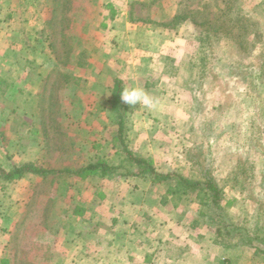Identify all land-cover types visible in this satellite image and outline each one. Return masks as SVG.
Returning a JSON list of instances; mask_svg holds the SVG:
<instances>
[{
	"label": "rangeland",
	"instance_id": "obj_1",
	"mask_svg": "<svg viewBox=\"0 0 264 264\" xmlns=\"http://www.w3.org/2000/svg\"><path fill=\"white\" fill-rule=\"evenodd\" d=\"M204 2L209 4L206 6L209 18L225 5L222 0H174L173 4L161 3V8L169 14L173 9L184 13ZM234 3L238 13L248 14L264 30V0H235ZM151 7L154 6H136V12L144 17ZM70 9V4L65 2L63 20L47 22L51 33L41 42L42 51L30 54L29 59L37 62L34 64L38 65L37 69L41 67V73L45 71L47 75L41 87L38 86L41 94L34 95L32 100L15 101L14 110L10 109V102L0 100V165L11 169L32 162L51 170L45 176L31 173L12 183L8 191L0 189V264H62L50 253L49 246L54 243L49 229L71 222V218L84 224L91 217L94 221L106 220L116 213L117 209L113 208L122 204L118 196L121 190L129 189L135 183L134 177L139 176L122 175L124 168L81 177L68 174L67 170L98 161L118 166L124 160L122 144L117 139L120 120L128 148L152 159L159 170L197 178L201 174L197 162H211L212 175L224 193L223 208L228 221L239 226L243 234L261 236L264 240V175L261 172L264 154L252 155L245 146L239 147L244 139L239 130L236 134L219 135L223 122L242 123L250 116L249 112L237 110L244 101L242 94L248 91L244 69L247 64L257 63L264 47L258 43L248 55L238 43L224 40L215 46L217 53L214 54L212 47L209 49L210 65L221 56L229 64H241L239 67L243 70L238 75H227L219 73V68L211 69L199 79V68L190 66V61L196 60L197 47L192 55L173 52V45L181 39L178 38L160 51L159 40L152 35L145 36L141 29L136 32L138 36L120 38L112 34L114 29L118 31L113 26L109 37L94 38L93 52L85 50L86 42H91L86 37L80 38L84 45L80 43L79 49L84 51L75 52L76 38L69 35L71 21L65 16ZM109 11L111 14V7ZM169 22L170 18L155 21L153 25ZM189 24L172 22L164 27L185 30L190 47L195 44L191 41L199 29ZM119 28L126 30L125 25ZM115 80L120 81L118 92H115ZM136 86L159 100L157 110L139 104L129 106L121 100L120 92L125 87ZM11 118L13 123L8 125ZM260 119L263 130L264 117ZM210 121L218 126L217 130L213 126L216 139L209 144L204 129ZM257 141V146H261L260 140ZM139 179L156 190H167L169 186ZM150 198L148 193L143 199L147 202ZM171 198L179 206L176 216L184 214L183 220L191 226L193 237L204 241L202 250L193 243L191 251L208 258L218 248L214 264L220 258H230L232 264H264V241L255 239L252 245H246L244 239L232 235L230 242L238 245L222 248L212 241L218 221L214 212L201 206L194 193L182 199ZM42 226L48 229V234H44V229L40 231ZM42 242L48 244L47 256L42 253Z\"/></svg>",
	"mask_w": 264,
	"mask_h": 264
},
{
	"label": "crops",
	"instance_id": "obj_2",
	"mask_svg": "<svg viewBox=\"0 0 264 264\" xmlns=\"http://www.w3.org/2000/svg\"><path fill=\"white\" fill-rule=\"evenodd\" d=\"M159 1L0 0V100L10 102V109L14 110L15 101L32 100L34 95L41 94L38 86L44 83L47 75L45 71L41 73V67L37 69L38 65H34L37 62H33L29 57L33 52L42 51L41 42H45L47 34L51 33L47 22L63 20L65 2L69 3L71 8L65 16L71 21L69 35L76 38L78 47L74 49L75 52L84 51L79 49L82 37H86L87 41L91 38L90 44L86 42L85 50L93 52L94 38L109 37L110 29L114 26L118 31L114 29L112 34H117L120 38L138 36L137 30H144L145 36L152 35L159 40L160 51L170 47L173 40L181 38L173 45V52L192 55L196 43L188 47L185 30L181 32L174 28L167 29L164 27L165 23L153 25L155 21L160 22L168 18L172 21L178 14L176 9L169 14L161 8V3L170 1L173 4L174 0H161V3ZM148 5L154 7H151L152 9L144 17L139 16L136 6ZM110 7L111 14L110 11L108 12ZM105 22L114 25L108 26ZM189 23L187 21L186 26H189ZM124 25L126 30L119 28ZM35 37H38L37 41ZM83 45L81 43V46ZM136 45L139 46L138 43ZM31 86L37 87L35 89H38V92ZM11 119L12 121L7 122L8 125H12L14 118ZM134 178L135 183L129 186V189L125 192L121 190L118 196L122 204L113 208L114 211L117 209L116 213L111 214L108 219L94 221L91 217L92 220L82 224L74 222L71 218V222L65 221L49 229L51 235L49 237L54 243L49 246L50 253L53 252L57 262L62 264H214L219 252L218 248H214L208 254V258L207 255L201 258L200 254L191 251L193 243L202 250L201 246H205L204 241L193 237L195 234L191 226L183 220L184 214L176 216L179 206L173 204L171 195L166 193L167 190H156L139 177ZM148 193L151 198L146 202L143 198ZM97 212L100 213L99 210ZM41 229H44V234H48L49 231L45 226H42L40 231ZM47 245L46 242L40 243V247L43 248L42 253L46 256ZM203 250L205 251V247Z\"/></svg>",
	"mask_w": 264,
	"mask_h": 264
},
{
	"label": "trees",
	"instance_id": "obj_3",
	"mask_svg": "<svg viewBox=\"0 0 264 264\" xmlns=\"http://www.w3.org/2000/svg\"><path fill=\"white\" fill-rule=\"evenodd\" d=\"M222 1L225 4L224 8H221L219 13L215 14L213 18L207 16L206 6L209 4L204 2L200 4L201 6L198 4L197 7L200 6L198 8H190L184 13L179 12L172 21L166 24L172 25V22L183 23L189 21L199 29L198 34L194 37L192 42L196 43L197 47V54H195L196 60L193 58L190 61L191 67L197 66L199 68V79H203L205 74L211 69L219 68V73L227 75H232V73L238 75L239 72L243 70V68L239 67L241 64L238 66H235L233 63L229 64L223 61L221 56L213 65L214 67L210 65L212 56L210 55L211 53H209V49L212 47L214 54L217 53L216 49H214L215 46L220 45L224 40H230L236 44L238 43V46H240L245 54L250 53L252 47L258 46V43L261 47H264V30L260 29V24L255 22L248 14L238 13L237 8H235V0ZM245 67L247 68L244 69L247 75L244 79L248 83V91L242 94V96H244V101L240 102L237 106V110L240 113L243 111L249 112L250 116L245 121H242V123H238L234 120L231 122H223L222 127L220 126L219 135L222 133L229 134L228 132L236 134L237 130H239L241 133L240 136L244 137L242 142L239 141V147L242 145L245 146L246 149L251 151L252 155L258 152L264 154V129L261 130L260 128L262 123L260 118L261 116L264 117V101H262V99H264V51L260 53L257 63L247 64ZM193 82L196 84L198 83L195 78ZM114 87L115 92L121 90L119 80H115ZM214 125L215 123L210 121L206 130L204 129L205 139L209 144L216 139V135L213 133ZM217 126L218 124L216 123V126H214L215 130H217ZM123 127V122L120 120L117 139H119L122 144L121 150L124 154V160H122L118 166L110 165L107 161H98L74 170H67V173L76 177H81L96 173L109 174L116 171V169L124 168L126 171H124L122 175H134L149 180L152 183L169 184L166 193L172 197L182 199V197L190 196L194 193L198 203L210 212H214L218 217V221L216 222L217 225H215V227H217L215 229L216 237H213L212 241L219 244L222 248L228 249L238 245V243L233 244L230 242L229 236L232 235L238 236L239 240L244 239L246 245H252L255 239L264 241L261 236L254 235L251 237L250 234H243L239 226H234L228 221L223 208L224 193L216 182L215 177L212 175V168L210 169L211 162H207V160L205 163H203V161H200V163L197 162L199 164L197 170L201 173L197 178H190L177 171L159 170L154 165L152 159L141 156L128 148L123 137ZM243 127L244 130H242ZM257 140H260L261 146H257ZM201 160H203V158ZM249 167L252 169L253 165H249ZM252 171L255 170L252 169ZM49 172H51V170L39 167L32 162H24L21 165L13 166L11 169H5L0 165V189L2 191H8L12 183L31 173L45 176ZM261 172L264 175V171L262 170ZM218 264H232V260L230 258H220Z\"/></svg>",
	"mask_w": 264,
	"mask_h": 264
},
{
	"label": "clouds",
	"instance_id": "obj_4",
	"mask_svg": "<svg viewBox=\"0 0 264 264\" xmlns=\"http://www.w3.org/2000/svg\"><path fill=\"white\" fill-rule=\"evenodd\" d=\"M121 100L129 106H143L149 110H157L159 100L149 94L143 87H125L121 92Z\"/></svg>",
	"mask_w": 264,
	"mask_h": 264
}]
</instances>
